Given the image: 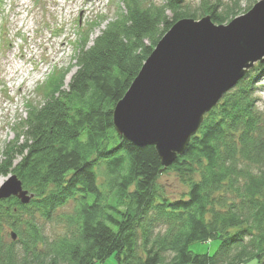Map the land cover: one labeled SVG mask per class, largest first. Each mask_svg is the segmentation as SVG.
<instances>
[{
    "label": "trees",
    "instance_id": "trees-1",
    "mask_svg": "<svg viewBox=\"0 0 264 264\" xmlns=\"http://www.w3.org/2000/svg\"><path fill=\"white\" fill-rule=\"evenodd\" d=\"M184 1L124 0L93 44L88 37L95 27L82 35L69 84L67 72L56 74L42 104H28L15 139L1 152L0 178L16 175L34 198L29 205L0 200V264L264 260V114L255 108L252 80L222 98L169 169L190 177L187 200L164 197L155 149L136 148L113 126L117 103L176 22L210 16L225 25L239 16L236 5H223L217 14L206 0L200 15L191 14ZM70 203L74 211L63 219L72 232L49 240L40 221L53 222ZM8 229L11 239L17 236L11 244ZM216 240L212 256L190 251Z\"/></svg>",
    "mask_w": 264,
    "mask_h": 264
},
{
    "label": "water",
    "instance_id": "water-1",
    "mask_svg": "<svg viewBox=\"0 0 264 264\" xmlns=\"http://www.w3.org/2000/svg\"><path fill=\"white\" fill-rule=\"evenodd\" d=\"M258 61H264V0L229 25H216L210 16L186 17L159 41L117 103L113 126L137 146H154L169 167L185 153L205 116ZM33 197L16 175L0 187V200L29 205Z\"/></svg>",
    "mask_w": 264,
    "mask_h": 264
},
{
    "label": "rangeland",
    "instance_id": "rangeland-1",
    "mask_svg": "<svg viewBox=\"0 0 264 264\" xmlns=\"http://www.w3.org/2000/svg\"><path fill=\"white\" fill-rule=\"evenodd\" d=\"M220 13L223 5H236L239 16L245 15L263 0H206ZM147 2V0H145ZM144 2V3H145ZM162 4L164 0H155ZM202 0H185L183 6L190 13L200 15L197 8ZM0 15V158L5 144L15 139L20 119L27 117L28 104L39 106L47 92L45 86L56 74L67 72L68 85L77 72L75 53L79 33L91 32L92 41L106 29L108 22L116 18L119 0H1ZM172 19V14H169ZM247 74L256 77L259 110L264 114V64L253 65ZM47 82V84H46ZM46 84V85H45ZM184 177L178 172H164L159 187L165 197L179 199L188 192ZM6 178H0L5 184ZM195 180L198 177L195 176ZM74 204L59 210L53 222L40 221L44 235L49 240L65 238L72 232L63 219L72 214ZM11 230L5 232L7 243ZM220 242L194 244L190 251L198 255H214ZM17 248L19 246L17 245ZM114 264V260L106 262ZM244 264H264V260H252Z\"/></svg>",
    "mask_w": 264,
    "mask_h": 264
},
{
    "label": "bare ground",
    "instance_id": "bare-ground-1",
    "mask_svg": "<svg viewBox=\"0 0 264 264\" xmlns=\"http://www.w3.org/2000/svg\"><path fill=\"white\" fill-rule=\"evenodd\" d=\"M151 1H152V0H147L146 4L150 3ZM165 1H166V0H164L163 3H165ZM119 2H120V7H123L122 2L124 3V0H119ZM144 2H145V0H144ZM153 2L156 4L155 0H153ZM163 3H162V4H163ZM156 5H158V4H156ZM159 5H161V4H159ZM252 8H253V7H252ZM252 8H251V9H252ZM251 9H250V10H251ZM250 10H249V11H250ZM205 17H207V16H205ZM236 18H238V16H237ZM236 18H235V19H236ZM190 19L197 20V19H194V18H190ZM201 19H202V18H201ZM199 20H200V19H199ZM233 20H234V19H233ZM212 22H213V21H212ZM229 23H230V22H229ZM227 24H228V23H227ZM227 24H225V25H227ZM228 25H229V24H228ZM85 34H87V33H86V32H85V33H84V32L79 33V38H78V41H77L78 43H79L80 39L82 38V35H85ZM88 38H90V41H91L90 43L93 44V42H94L98 37L92 41V39H91V34H90V36H89ZM88 38H87V39H88ZM78 43H77V46H78ZM155 48H156V47H155ZM155 48H154V50H155ZM154 50H153V51H154ZM151 54H152V53H151ZM148 58H149V57H148ZM257 63H260V66H261L262 64H264V61H263V62H259V61H258ZM255 64H256V63H255ZM262 69H263V77L261 78V81H260V82H262V80H263V78H264V67H262ZM248 72H249V71H248ZM255 76H256V75H255ZM255 76H254V77H251L250 74H246L245 76H243L244 78L238 83V85H239L241 82H243V81H250V80L253 81V83H254V85H255L254 87H255V89H256V90H255V97H254V98H256V107H255V108L257 109L258 112L262 113V112L259 110V108H258V104L260 103V101H259V99L257 98V90H258V87H256V86H257V82H258V81H256V77H255ZM134 81H135V80H134ZM134 81H133V82H134ZM46 84H47V82H46ZM46 84H45V85H46ZM130 88H131V87H130ZM130 88H129V89H130ZM230 92H232V91H230ZM223 98H224V97H223ZM121 100H122V99H121ZM121 100H120V101H121ZM222 100H223V99H222ZM120 101H119V102H120ZM212 110H213V109H212ZM209 113H210V112H209ZM209 113H208V114H209ZM208 114H207V115H208ZM262 114H263V113H262ZM207 115H206V116H207ZM206 116H205V120H206ZM203 121H204V120H203ZM204 122H205V121H204ZM113 123H114V120H113ZM203 124H204V123H203ZM203 124H202V126H203ZM202 126H201V127H202ZM114 128H115V127H114ZM115 131H116V129H115ZM199 131H200V130H199ZM199 131H198V132H199ZM116 133H117V135L120 136L123 140L130 142L129 140L125 139L122 135H119V133H118L117 131H116ZM197 134H198V133H197ZM197 134H196V135H197ZM196 135H195V136H196ZM195 136H193V137H195ZM193 137H192V138H193ZM192 138H191V140H192ZM130 143L133 144L132 142H130ZM190 143H191V141H190ZM190 143H189V145H190ZM133 146H135L136 148L142 149V146H137V145H135V144H133ZM147 147H153V148L155 149V151H156V148H155L154 146H147ZM188 147H189V146H188ZM188 147H187V149H188ZM144 148H146V147H144ZM187 149H186V151H187ZM186 151H185V153H186ZM185 153H183V155H178L177 158H176V160H175V162H174L171 166H169V167H165L164 165H162V162H161V160H160V157H159V155H158V153H157V151H156V154H157V156H158V158H159V160H160L161 166H162L161 175H162L164 172H170L169 169L172 168V167L174 166V164H176V162L178 161V159L181 158V157H183V156L185 155ZM172 172H176V171H172ZM170 173H171V172H170ZM11 176H12V175H10L9 177H11ZM9 177H7L6 179H8ZM160 177H161V176H160ZM196 177H198V180H195V177H194V180H195V181H199V176H196ZM189 178H190V177H189ZM159 179H160V178H159ZM6 181H7V180H6ZM102 183H104V179H102V177H100V178H99V184H102ZM3 184H4L3 182H0V187H1ZM158 184H159V180H158ZM185 184H187V185L189 186L188 183L185 182ZM189 188H190V186H189ZM23 189H24V188H23ZM160 191L164 194V192L161 190V188H160ZM188 194H189V189H188V192L185 194V196H183V197H181V198H179V199H170V198H168V197H166V198H168V199L171 200V201L187 200V199H188V196H187ZM29 195H31V194H29ZM33 196H34V195H33ZM164 197H165V195H164ZM33 198H34V197H33ZM33 198H32V199H33ZM70 204H74V203H70ZM70 204H69V205H70ZM69 205H68V206H69ZM74 205H75V204H74Z\"/></svg>",
    "mask_w": 264,
    "mask_h": 264
}]
</instances>
